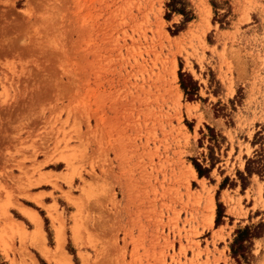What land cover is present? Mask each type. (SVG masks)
<instances>
[{
	"label": "rangeland",
	"instance_id": "374dc122",
	"mask_svg": "<svg viewBox=\"0 0 264 264\" xmlns=\"http://www.w3.org/2000/svg\"><path fill=\"white\" fill-rule=\"evenodd\" d=\"M167 1L0 0V264H264V0Z\"/></svg>",
	"mask_w": 264,
	"mask_h": 264
},
{
	"label": "trees",
	"instance_id": "16d2710c",
	"mask_svg": "<svg viewBox=\"0 0 264 264\" xmlns=\"http://www.w3.org/2000/svg\"><path fill=\"white\" fill-rule=\"evenodd\" d=\"M187 0H168L166 2V7L169 10V13L175 12L184 16V21H189L192 18V14L186 9L188 6ZM168 12L166 13V17H169ZM176 33L175 31L173 32ZM179 83L180 87L185 93V95L191 97L194 95L198 89L197 82L192 79L189 74L179 72ZM209 128V127H208ZM193 165L197 171L199 177L204 175L208 170V168L204 167L202 164L197 161H193ZM248 171V169H247ZM222 207L221 202H217L216 209V217L215 223L216 225L219 223L222 214L220 213V208ZM256 234L252 231L249 226H244L243 228H239L235 232V237L231 243V253L234 255H240L243 259H246L245 252V243H250L251 239L255 237Z\"/></svg>",
	"mask_w": 264,
	"mask_h": 264
},
{
	"label": "bare ground",
	"instance_id": "6f19581e",
	"mask_svg": "<svg viewBox=\"0 0 264 264\" xmlns=\"http://www.w3.org/2000/svg\"><path fill=\"white\" fill-rule=\"evenodd\" d=\"M176 67V66H175ZM191 169H192V173H194L196 175V170L194 169V167L191 165ZM214 206H215V203H214ZM214 206H213V211H214ZM21 210L26 214V216H28L31 221L34 223V228L32 230V238L35 239V241L38 242L37 246L38 248L43 252V254H45V256L48 257V259H50L49 255H48V252H49V249L46 244H44V238H45V232L43 230V227H42V219L41 217L39 216V214L37 213V211L33 210V209H30L28 207H25V206H21ZM51 212V211H50ZM52 214V212H51ZM214 213H213V217H214ZM54 216V215H53ZM55 217V216H54ZM57 219V218H56ZM11 224H12V228L14 229H19V230H22L23 233L26 232V230L24 229V227L22 226L21 222L19 221H16L14 219H11ZM56 226V225H55ZM18 230V231H19ZM17 232V230H16ZM21 233V231H19ZM22 233V235H23ZM56 247L57 249L61 250L63 249V243H64V240H65V233L63 232V229L61 228V226H58L56 228ZM24 236V235H23ZM4 243V242H3ZM64 254V253H62ZM54 256V254H53ZM51 256V258L53 257ZM56 256V255H55ZM54 256V257H55Z\"/></svg>",
	"mask_w": 264,
	"mask_h": 264
}]
</instances>
